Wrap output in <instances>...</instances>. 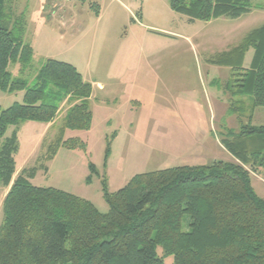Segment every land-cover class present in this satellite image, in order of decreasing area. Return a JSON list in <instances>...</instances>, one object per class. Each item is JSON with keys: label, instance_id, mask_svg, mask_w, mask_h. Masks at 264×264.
Returning <instances> with one entry per match:
<instances>
[{"label": "trees", "instance_id": "16d2710c", "mask_svg": "<svg viewBox=\"0 0 264 264\" xmlns=\"http://www.w3.org/2000/svg\"><path fill=\"white\" fill-rule=\"evenodd\" d=\"M14 5L0 0V92L23 91L22 101L0 106V181L9 187L0 264H264V198L252 184L253 174L264 175V125H254L253 115L223 139L233 160L137 174L117 192L105 190L108 212L73 193L33 184L38 167L13 180L24 122L54 125L62 103H69L48 148L51 159L62 146L86 149L83 139L65 136L69 129H90L93 120V86L73 64L48 59L34 85L13 77L9 66L29 64L34 54ZM170 6L204 21L240 17L252 7L251 0H170ZM217 63L231 67L235 94L252 95L253 109L264 107V24L222 52Z\"/></svg>", "mask_w": 264, "mask_h": 264}, {"label": "rangeland", "instance_id": "374dc122", "mask_svg": "<svg viewBox=\"0 0 264 264\" xmlns=\"http://www.w3.org/2000/svg\"><path fill=\"white\" fill-rule=\"evenodd\" d=\"M251 6L240 17L204 21L175 12L170 0H15L34 54L29 64L9 66L13 77L34 85L48 59L73 64L93 86V120L90 129H69L65 136L83 139L86 149L62 146L51 159L48 148L67 104L49 131L41 122L21 125L13 180L38 167L33 184L108 212L105 190L117 192L137 174L233 160L223 139L251 115L254 125H264V107L253 109L252 95L233 92L231 67L217 57L264 24V0ZM253 54L251 48L244 67ZM22 99L23 91L0 92L1 108ZM252 184L264 198V175L253 174ZM8 190L0 181V225Z\"/></svg>", "mask_w": 264, "mask_h": 264}, {"label": "crops", "instance_id": "0c3cea01", "mask_svg": "<svg viewBox=\"0 0 264 264\" xmlns=\"http://www.w3.org/2000/svg\"><path fill=\"white\" fill-rule=\"evenodd\" d=\"M246 13H247V12H246ZM245 36H246V35H245ZM245 36H243V38H244ZM243 38H241V40L238 42V44L242 41ZM238 44H235V46H237ZM244 63H245V62H244ZM85 80H86V79H85ZM90 83H91V82H90ZM100 87L103 88V85H100ZM92 93H93V92H92ZM91 96H92V95H91ZM90 101H91V97H90ZM63 104H67L68 107L70 106L69 103L66 102V101H65ZM68 107H67V109H68ZM27 122H29V121H27ZM24 123H26V122H24ZM24 123H23V124H24ZM41 123H42V122H41ZM23 124H22V125H23ZM45 124H46V123H45ZM52 127H53V124H52V123H48V124H46L45 130H48V131H49L50 128H52ZM45 130H43V132H44ZM19 132H20V131H19ZM7 192H8V191H7ZM7 192H6V194H7ZM6 194H5V196H6ZM5 196H4V198H5Z\"/></svg>", "mask_w": 264, "mask_h": 264}]
</instances>
